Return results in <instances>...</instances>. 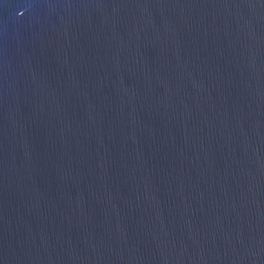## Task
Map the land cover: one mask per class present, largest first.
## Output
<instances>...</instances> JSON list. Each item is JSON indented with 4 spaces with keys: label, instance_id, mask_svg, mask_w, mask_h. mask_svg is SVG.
<instances>
[{
    "label": "water",
    "instance_id": "1",
    "mask_svg": "<svg viewBox=\"0 0 264 264\" xmlns=\"http://www.w3.org/2000/svg\"><path fill=\"white\" fill-rule=\"evenodd\" d=\"M0 264H264V0H0Z\"/></svg>",
    "mask_w": 264,
    "mask_h": 264
}]
</instances>
